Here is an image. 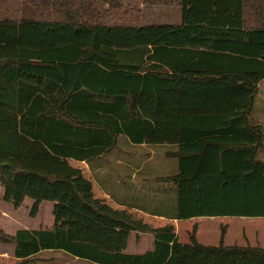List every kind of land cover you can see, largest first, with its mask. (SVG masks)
<instances>
[{"label":"trees","instance_id":"obj_1","mask_svg":"<svg viewBox=\"0 0 264 264\" xmlns=\"http://www.w3.org/2000/svg\"><path fill=\"white\" fill-rule=\"evenodd\" d=\"M141 4L178 7L181 21L140 23ZM263 102L264 0H0V186L14 208L33 200V216L54 203L51 227H0V243L15 264L264 255L225 244L226 225L218 244L197 224L182 241L173 224L114 208L69 160L114 168L113 184L93 174L114 197L127 175L115 167L142 168L150 182L125 203L156 216L264 217ZM133 233L151 247L127 251Z\"/></svg>","mask_w":264,"mask_h":264},{"label":"rangeland","instance_id":"obj_2","mask_svg":"<svg viewBox=\"0 0 264 264\" xmlns=\"http://www.w3.org/2000/svg\"><path fill=\"white\" fill-rule=\"evenodd\" d=\"M145 6L147 5H140V10H142L140 14V23H172L177 18L179 19L181 14L180 9L175 6H151V9L145 8ZM77 164L78 163H74V165ZM84 167V164L81 165V169ZM33 204L34 201L28 198L27 202L22 207L20 206L21 209L14 213L12 207L5 204L3 191L0 187V210L9 211V213H13V216L16 218L14 222L13 220L8 224L5 222L3 225L4 227L6 226L9 231L4 230L9 234H14L15 230L20 227L36 228L38 226L49 225L51 222L54 223L53 202L46 201L42 203L43 205L41 204L42 207L40 205V214L37 213L39 217L36 216L37 214L33 216L31 213ZM0 217L4 218L1 211ZM142 218L152 226H161L167 223V220L156 219L147 215ZM172 224L175 226L182 241L189 239V231L197 224V236L200 242L204 244H218L221 239L222 226L226 225L227 229L224 237L225 244H250L264 247V217H197L173 221ZM151 240L153 241L151 234H140L137 238L135 233H133L131 234L127 251H135V246L138 243L143 245V247L140 248H147ZM1 244L2 243H0V264H15L17 259L14 257V246L10 244ZM55 254L40 255L42 259L32 262V264H89L73 258L71 259L70 257L65 258L62 253ZM251 261L259 262L260 259L253 258ZM262 262L264 263V261ZM251 264H257V262H252Z\"/></svg>","mask_w":264,"mask_h":264},{"label":"crops","instance_id":"obj_3","mask_svg":"<svg viewBox=\"0 0 264 264\" xmlns=\"http://www.w3.org/2000/svg\"><path fill=\"white\" fill-rule=\"evenodd\" d=\"M149 8L151 9V6H145V8ZM181 21V14L179 19L177 18L175 21H173L172 23H179ZM261 104H264L261 103ZM264 122V119L262 120ZM71 165H73L74 167L77 168H81V165H85L84 168H82V171L84 173V175L90 179H92L93 181V185H94V194L96 197L105 199L107 203H109L112 207L114 208H126L129 211L133 212L137 217H143L145 215L156 218V219H163V220H167L166 224H172L173 221H179L177 219H168L165 217H161V216H156L150 213H147L143 210H140L136 207H129L130 205H128L125 202H129L128 198H131L134 194L135 191V187L139 184H147L150 181L148 179H146L147 176H142L138 178V180L136 179V174L137 172H139L142 168H136L135 165L133 166V164H129L128 166L124 167V168H120V167H115V169L119 172H123L127 175L123 176V181L121 182V185L119 186V189H117V193L116 196H112L109 195L108 191H106L105 189H103L99 183L97 182V180L95 179V176L93 175L94 173L98 172L100 169L104 170V171H108L110 172V174L107 176V180L110 184H113V182H115V177H116V171L114 170V168H102L100 167V169H96V171L93 170V168H91L90 164L87 163V161H77L74 159H69ZM120 160L117 161V163H119ZM74 163H78L77 165H74ZM113 170V171H112ZM130 186H134L132 188H130ZM2 191H3V199H4V189L2 186H0ZM28 199V198H27ZM27 199H25L24 203L21 205V207L27 202ZM5 204L12 207V211L15 213L17 210H20V208H14L13 205L9 202H6L4 200ZM124 202V203H122ZM131 203V202H129ZM132 204V203H131ZM43 205V204H42ZM41 205V207H42ZM53 206V205H52ZM15 209V210H14ZM4 216V218L0 217V227L5 229L6 231H9L8 228L5 226L4 227V223L6 222L7 224L13 220V222L15 221V216H13V213H9V211L6 210H0ZM41 208L38 212V214H40ZM38 214L36 215L37 217ZM143 219V218H142ZM144 220V219H143ZM145 221V220H144ZM169 221V222H168ZM146 222V221H145ZM53 224V222H51V224L49 225H44V226H38L36 228L39 227H51ZM164 224V225H166ZM163 226V225H161ZM154 227H159V226H154ZM20 228H35V227H20ZM19 228H17L15 230V232L18 230ZM14 232V233H15ZM11 234V233H10ZM136 235V234H135ZM138 242V240H137ZM2 245V244H1ZM140 243H138L135 246V251H139V250H146L149 247H151L152 245V240L149 244V246L147 248H140L143 247V245H141ZM134 252V251H133ZM141 252V251H139ZM57 253H62L63 256L65 258H69L70 256H68L67 254L63 253V252H57ZM56 255V254H55ZM179 263L178 264H251L252 262H257V264H264L262 261H264V255H259V254H241V253H236V254H227V255H221V254H215L212 252H203V251H199V252H194V251H187V250H183L180 249L179 250ZM15 257V256H14ZM16 258V257H15ZM52 258V257H50ZM72 259V257H70ZM253 258L256 259H260V261H251ZM76 259L78 261H82L85 263H89V264H95V263H91L88 261H83L80 260L78 258H73ZM245 259V260H244Z\"/></svg>","mask_w":264,"mask_h":264}]
</instances>
